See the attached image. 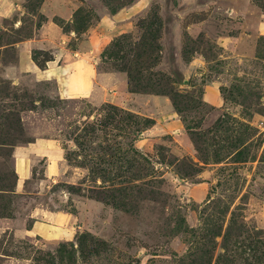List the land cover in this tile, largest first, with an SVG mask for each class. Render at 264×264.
<instances>
[{
    "label": "rangeland",
    "instance_id": "374dc122",
    "mask_svg": "<svg viewBox=\"0 0 264 264\" xmlns=\"http://www.w3.org/2000/svg\"><path fill=\"white\" fill-rule=\"evenodd\" d=\"M50 5L66 8L51 21L73 35L68 50L91 37L95 47L82 46L98 72L120 74L128 93L167 100L190 154L179 155L166 135L137 144L153 124L146 109L51 97L52 83L14 76L13 44L32 37ZM59 5L20 0L2 21L0 217L28 228V213L40 207L69 214L72 228L53 240L2 234L0 264H187L197 250L209 252V264L226 250L235 264H264L236 226L226 249L222 242L232 218L259 230L264 243V11L254 0ZM31 59L42 68L52 56L33 51ZM123 67L137 77L132 86ZM207 86L220 99L216 108L202 101ZM36 137L55 140L57 170L48 177L43 160H35L31 179L13 193L10 152ZM198 182L209 184L199 201L178 189ZM206 229L219 236L206 237Z\"/></svg>",
    "mask_w": 264,
    "mask_h": 264
},
{
    "label": "crops",
    "instance_id": "0c3cea01",
    "mask_svg": "<svg viewBox=\"0 0 264 264\" xmlns=\"http://www.w3.org/2000/svg\"><path fill=\"white\" fill-rule=\"evenodd\" d=\"M50 1L44 0L45 4H49ZM52 1H56L57 5L63 2V0ZM19 4L20 0H0V30H4L1 26L2 21L15 14L16 10H19ZM51 7L52 5L48 9V13L42 12L45 21L35 29L32 37L13 44L15 51L14 76L27 74L34 81L52 83L54 89L50 92L51 97L83 98L92 106L105 102L115 104L118 102L126 105L131 103L137 108L146 109L145 111L153 113V124L144 132V138L137 141V144L146 146L156 138L166 135L178 145L179 155L190 154V143L182 133V123L172 111L167 100L159 96L128 93L125 89L124 77L120 74L98 72L95 68L96 60L94 61L88 56L92 53L89 50L84 51L82 46L88 44V48L95 47V41L91 37L78 41L77 49L68 50L65 46L73 35L63 34L61 29L51 21V18L56 15L55 11L61 10V13L65 14L66 8L59 5V10H53ZM11 25L14 26V23ZM33 51H49L52 59L45 62L42 68H38L31 59ZM214 93V90L207 86L203 90L201 98L203 103L216 108L221 102ZM150 107L151 110L147 109ZM54 142L55 140H51L50 137H36L32 142L11 150L10 157L15 176L13 193H20L25 183L31 179L33 165L37 159L43 160L45 163V175L54 176V172L57 170L56 161L60 156ZM208 185L207 182H198L189 187L179 185L178 189L183 196L189 197L193 201H199L206 196ZM27 217L30 219V225L23 229L13 226L15 219L0 217V235L10 234L13 239H30L32 237L53 240L63 239L64 236L70 234L69 229L72 228V217L61 211L34 207Z\"/></svg>",
    "mask_w": 264,
    "mask_h": 264
},
{
    "label": "trees",
    "instance_id": "16d2710c",
    "mask_svg": "<svg viewBox=\"0 0 264 264\" xmlns=\"http://www.w3.org/2000/svg\"><path fill=\"white\" fill-rule=\"evenodd\" d=\"M255 4L261 8L264 11V0H254ZM134 66L136 67L138 65L137 62H133ZM134 67V68H135ZM126 75L129 82V86H132V83L137 79L136 75H132L131 72L128 70H125V68H122ZM136 70H134L135 72ZM140 88V86H139ZM236 226V229L239 231L240 235H245L246 238L249 241L248 248L251 250L253 254V258L256 261H262L264 256V243L261 239V232L259 230H256L254 227H251L250 229L246 228L244 223L242 221H235L234 219H230L229 223L226 226V229L222 235V242H223V248H227V243L232 237V232L234 231ZM206 237L208 236H219V231H212L211 229H206ZM238 233L235 234V236H238ZM198 256H194V254H189L187 258L189 259L187 264H209L210 259L209 252L205 250H197ZM226 254H228V251L226 250ZM224 256H217L214 264H235L233 257L229 255Z\"/></svg>",
    "mask_w": 264,
    "mask_h": 264
}]
</instances>
